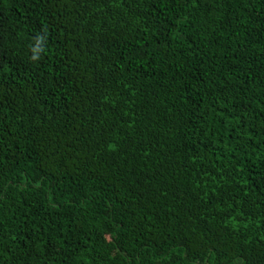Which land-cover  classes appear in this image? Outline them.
Wrapping results in <instances>:
<instances>
[{"label":"trees","instance_id":"trees-1","mask_svg":"<svg viewBox=\"0 0 264 264\" xmlns=\"http://www.w3.org/2000/svg\"><path fill=\"white\" fill-rule=\"evenodd\" d=\"M0 264H264V0H0Z\"/></svg>","mask_w":264,"mask_h":264}]
</instances>
